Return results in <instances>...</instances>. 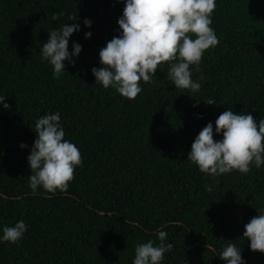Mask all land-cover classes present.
Here are the masks:
<instances>
[{
  "label": "trees",
  "instance_id": "trees-1",
  "mask_svg": "<svg viewBox=\"0 0 264 264\" xmlns=\"http://www.w3.org/2000/svg\"><path fill=\"white\" fill-rule=\"evenodd\" d=\"M124 7L123 0H0V95L11 105L0 104V229L21 219L29 225L18 244L0 243V264H132L136 245L159 244L161 229L174 243L163 264H225L218 255L229 243L247 264H264L243 237L264 210V166L212 177L188 160L199 132L208 122L215 129L228 108L264 119V0H216L211 27L219 42L193 68L199 93L176 88L165 64L152 82L141 81L134 100L95 84L92 72L122 31ZM66 23L80 24L69 50L75 41L82 51L55 79L40 49ZM56 111L83 167L67 192L33 194L35 122Z\"/></svg>",
  "mask_w": 264,
  "mask_h": 264
},
{
  "label": "clouds",
  "instance_id": "clouds-1",
  "mask_svg": "<svg viewBox=\"0 0 264 264\" xmlns=\"http://www.w3.org/2000/svg\"><path fill=\"white\" fill-rule=\"evenodd\" d=\"M125 7L118 19L120 34L107 42L99 52L101 67H93L95 84L103 88H114L123 97L134 100L142 92V84L152 82L158 68L167 64L169 79L176 88L199 93L200 80L193 79V68L199 70L202 59L210 48L218 45L213 23L216 0H123ZM55 19H59L57 15ZM73 16L70 20L75 21ZM91 28L92 21L84 19ZM81 30L79 23L63 24L49 32L42 44V62L53 68V76L60 79L67 72V61L75 64L82 45L72 42L70 37ZM92 32H86L90 38ZM203 77H201L202 79ZM207 104H217L214 98L204 99ZM5 95H0V104L11 107ZM202 118V115H201ZM37 134L31 147L28 161L32 174L29 186L36 194L40 188L56 194L69 189L76 168L83 167L80 149L70 139L62 124L59 111L46 113L36 119ZM214 134L222 138L214 139ZM21 148L28 147L21 143ZM188 160L208 176L218 177L238 171L247 174L252 167L264 166V119L259 123L250 113H236L231 108L199 132L191 145ZM211 191V187L208 188ZM245 224L243 237L250 241V249L264 253V210H259ZM23 219L14 225L0 229V243L18 244L28 231ZM159 244L153 240L139 243L135 247L132 264H163L165 254L171 252L174 243L168 241V233L158 230ZM207 247H211L208 245ZM214 250V249H213ZM225 264H247L241 248L235 243L227 244L218 255Z\"/></svg>",
  "mask_w": 264,
  "mask_h": 264
}]
</instances>
